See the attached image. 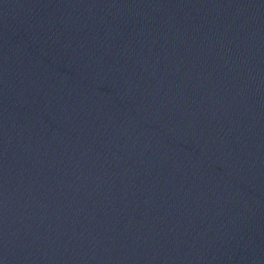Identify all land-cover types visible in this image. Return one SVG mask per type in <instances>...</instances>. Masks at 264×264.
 Instances as JSON below:
<instances>
[{
    "label": "water",
    "instance_id": "obj_1",
    "mask_svg": "<svg viewBox=\"0 0 264 264\" xmlns=\"http://www.w3.org/2000/svg\"><path fill=\"white\" fill-rule=\"evenodd\" d=\"M0 264H264V0H0Z\"/></svg>",
    "mask_w": 264,
    "mask_h": 264
}]
</instances>
